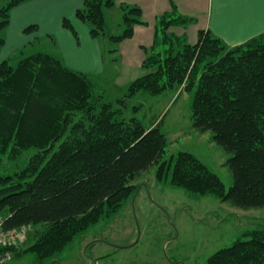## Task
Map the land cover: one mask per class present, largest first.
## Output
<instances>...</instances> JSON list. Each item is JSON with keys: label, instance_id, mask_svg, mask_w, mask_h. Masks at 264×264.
Masks as SVG:
<instances>
[{"label": "trees", "instance_id": "trees-1", "mask_svg": "<svg viewBox=\"0 0 264 264\" xmlns=\"http://www.w3.org/2000/svg\"><path fill=\"white\" fill-rule=\"evenodd\" d=\"M25 1L7 0L0 7V31L11 8ZM82 1L77 18L89 25L91 36L103 38L104 8L115 0ZM120 9L123 31L110 36L114 51L132 36L135 24H146L138 5ZM194 21L175 11L156 17L153 50L167 47L146 53L145 73L128 84L117 105L104 101L93 77L68 67L56 51L37 49L22 54L14 66L0 63V165L37 149L24 167L0 174V217L7 229L31 226L26 250L36 264H58L55 255L101 215L117 212L134 191L128 180L152 166L159 181L193 194L218 195L242 209L264 207V32L229 46L209 30H198L194 44L168 31ZM62 23L78 40L69 19ZM3 43L0 35V47ZM177 90L178 95L193 93L192 129L211 132L231 154L227 165L233 182L227 191L193 154L166 157L161 117L144 125L124 116L128 99L137 93L151 97ZM137 103L134 110L144 107V101ZM247 235L214 252L205 264H264V231Z\"/></svg>", "mask_w": 264, "mask_h": 264}, {"label": "rangeland", "instance_id": "rangeland-1", "mask_svg": "<svg viewBox=\"0 0 264 264\" xmlns=\"http://www.w3.org/2000/svg\"><path fill=\"white\" fill-rule=\"evenodd\" d=\"M122 25L121 10L112 9L104 25L105 36L101 38L106 71L99 77H93L103 90L104 101L113 105L118 104L119 96L123 97L128 92L125 89L119 93L116 76L120 74V68L111 60L116 44L110 36L120 34ZM46 46V40L33 47L27 46L23 53L12 55L9 63L14 66L22 54L45 50ZM165 47L167 45H159L151 53L162 51ZM142 72L145 73L144 68ZM173 93L166 91L151 97L142 93L133 95L128 99L124 116H135L144 125L149 118L156 116L157 121L161 117V131L167 139L166 157L170 158L179 151L193 154L217 175L227 191L233 182L227 165L231 154L212 139L211 132L192 129L190 106L193 93ZM170 99L173 101L170 102ZM138 100L144 101L145 106L134 110ZM61 141L45 153V160ZM36 152L37 149H29L20 158L3 163L0 174L14 173L24 167ZM128 184L134 191L122 207L110 216L101 215L55 255L53 261L58 264H205L219 249L247 239L249 231H264V207L242 209L223 202L218 195L193 194L185 188L159 181L156 167L131 177ZM29 243L26 240L11 251L15 255L11 261L13 264H36L34 254L26 250Z\"/></svg>", "mask_w": 264, "mask_h": 264}, {"label": "crops", "instance_id": "crops-1", "mask_svg": "<svg viewBox=\"0 0 264 264\" xmlns=\"http://www.w3.org/2000/svg\"><path fill=\"white\" fill-rule=\"evenodd\" d=\"M6 1L0 0V7ZM121 4L138 5L146 24H135L132 36L119 42L111 55V60L120 68V74L116 76L119 93L143 74L142 63L146 53L153 50L155 21L159 15L175 11L193 17L195 21L185 27L173 25L168 29L177 36L186 37L190 44L196 42L197 32L201 29L209 30L229 46L241 44L264 32V0H115L111 8H104L105 25L110 11L115 8L121 10ZM82 6V0H28L11 8L9 21L0 32L4 36L0 63L9 61L12 55L23 53L27 46L33 47L46 40V50L60 54L68 67L94 78L103 75L106 60L102 39L91 36L89 25L77 18L76 11ZM65 18L77 32L78 40L71 30L63 26ZM29 25H34V28L25 31Z\"/></svg>", "mask_w": 264, "mask_h": 264}, {"label": "built area", "instance_id": "built-area-1", "mask_svg": "<svg viewBox=\"0 0 264 264\" xmlns=\"http://www.w3.org/2000/svg\"><path fill=\"white\" fill-rule=\"evenodd\" d=\"M31 226H21L13 229L3 227L0 218V264H10L13 257L10 248H18L27 238Z\"/></svg>", "mask_w": 264, "mask_h": 264}]
</instances>
